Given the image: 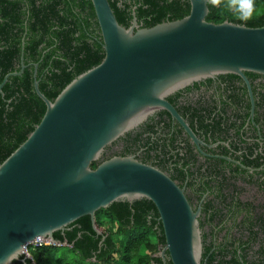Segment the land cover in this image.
Segmentation results:
<instances>
[{"label": "water", "instance_id": "water-1", "mask_svg": "<svg viewBox=\"0 0 264 264\" xmlns=\"http://www.w3.org/2000/svg\"><path fill=\"white\" fill-rule=\"evenodd\" d=\"M103 37L104 60L71 81L54 101L34 89L46 104L40 124L0 165V264L23 261L36 240L61 245L54 234L117 201L146 198L159 213L166 264H202L199 218L185 193L167 173L134 157H113L96 168L107 147L139 126L151 111L163 109L199 141L167 96L198 79L235 75L252 95L246 73L264 76V26L250 28L207 21L211 0H189L181 20L141 28L122 26L109 0H91ZM0 83V95L10 77Z\"/></svg>", "mask_w": 264, "mask_h": 264}, {"label": "trees", "instance_id": "trees-1", "mask_svg": "<svg viewBox=\"0 0 264 264\" xmlns=\"http://www.w3.org/2000/svg\"><path fill=\"white\" fill-rule=\"evenodd\" d=\"M109 2L118 22L126 28L132 25L134 12L142 28H151L181 20L191 10L189 0H123L122 6L114 0ZM209 10L207 21L211 23L264 26V0H255L254 8L247 0H238L232 7L227 0H216ZM240 13L251 18L244 22ZM23 39L24 73L10 77L0 95V165L28 139L45 115L46 104L34 89L35 71L40 90L54 101L76 77L98 66L106 54L91 0H0V83L7 74L20 71ZM246 75L254 79L255 74ZM123 140L124 137L118 141ZM100 163H93V168ZM211 209L212 217L222 215L215 207ZM96 225L104 228L101 235L90 217L81 218L54 234L61 245L29 247L33 259L22 255L23 261L13 264H165L156 255L166 240L152 201H117L96 213ZM224 247L208 260L209 248L205 249L202 264H241L237 257L226 258ZM167 264H172L170 259Z\"/></svg>", "mask_w": 264, "mask_h": 264}, {"label": "flooded vegetation", "instance_id": "flooded-vegetation-1", "mask_svg": "<svg viewBox=\"0 0 264 264\" xmlns=\"http://www.w3.org/2000/svg\"><path fill=\"white\" fill-rule=\"evenodd\" d=\"M114 2L122 6L123 0ZM249 82L252 95L243 79L219 75L167 96L198 144L169 112L158 109L101 158L134 157L177 182L201 211L203 257L209 248L205 260L225 246L230 260L264 264V76L255 74ZM162 163L167 166H157ZM212 207L222 215L212 217ZM165 258L167 264L170 257Z\"/></svg>", "mask_w": 264, "mask_h": 264}, {"label": "clouds", "instance_id": "clouds-1", "mask_svg": "<svg viewBox=\"0 0 264 264\" xmlns=\"http://www.w3.org/2000/svg\"><path fill=\"white\" fill-rule=\"evenodd\" d=\"M237 2H238V0H227V4L229 7L236 5ZM254 2H255V0H247V3L249 4V6L253 7V8H254ZM212 3H216V0H212ZM239 18L242 21L247 22L251 18V16L240 13Z\"/></svg>", "mask_w": 264, "mask_h": 264}, {"label": "rangeland", "instance_id": "rangeland-1", "mask_svg": "<svg viewBox=\"0 0 264 264\" xmlns=\"http://www.w3.org/2000/svg\"><path fill=\"white\" fill-rule=\"evenodd\" d=\"M99 230H101V231H105L104 230V228H102V229H99ZM119 239H121L120 237H117V240H119ZM45 244V245H51V244H49L48 242H46V241H44V240H42V241H37V242H34V243H32V245L30 246V247H36V246H38V244L40 245V244ZM65 246V245H64ZM30 249V248H29ZM145 253H147L146 251H145ZM160 254V252H158V251H156V255H159ZM23 255H25V254H23ZM72 257L74 258V255H72ZM91 264H95V263H91Z\"/></svg>", "mask_w": 264, "mask_h": 264}, {"label": "built area", "instance_id": "built-area-1", "mask_svg": "<svg viewBox=\"0 0 264 264\" xmlns=\"http://www.w3.org/2000/svg\"><path fill=\"white\" fill-rule=\"evenodd\" d=\"M39 241H42V240H39ZM35 242H36V241H35ZM32 243H34V242H32ZM32 243H30L29 245H27V246L25 247V250H24V254L27 256V258H30V259H33L32 255H31V253H30V250H29V247L32 245ZM49 244H51V243H49ZM38 245H39V244H38ZM40 245H42V243H41ZM51 245H53V244H51Z\"/></svg>", "mask_w": 264, "mask_h": 264}, {"label": "bare ground", "instance_id": "bare-ground-1", "mask_svg": "<svg viewBox=\"0 0 264 264\" xmlns=\"http://www.w3.org/2000/svg\"><path fill=\"white\" fill-rule=\"evenodd\" d=\"M42 240V239H41ZM39 241V240H36V242ZM35 242V241H34Z\"/></svg>", "mask_w": 264, "mask_h": 264}]
</instances>
